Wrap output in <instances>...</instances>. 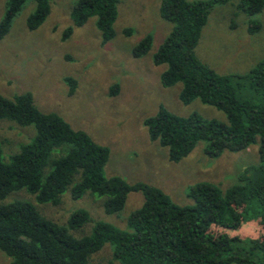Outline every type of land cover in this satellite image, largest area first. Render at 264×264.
<instances>
[{
    "label": "trees",
    "instance_id": "16d2710c",
    "mask_svg": "<svg viewBox=\"0 0 264 264\" xmlns=\"http://www.w3.org/2000/svg\"><path fill=\"white\" fill-rule=\"evenodd\" d=\"M27 1L7 0L0 40ZM33 2L35 9L26 21L29 31L43 24L50 9L49 0ZM228 2L160 0V16L172 29L152 56L155 66H166L160 75L164 88L182 84L181 103L199 100L223 112L227 122L196 114L180 117L160 106L143 124L151 141L166 148L171 163L186 158L199 142L209 159L258 144L259 163L243 169L237 184L225 190L208 182L188 187L191 203L180 206L154 186L106 177L109 150L84 132L74 131L56 114L41 113L30 93L12 99L0 95V120L35 129L33 139L21 145L8 162L2 161L0 144V251L10 258L9 264H89L105 244L112 247V259L119 264H264V58L243 74L219 75L195 55L211 8ZM118 4L119 0H78L70 13L72 27L64 30L63 39L72 28L95 18L101 45L112 40ZM263 9L264 0H241L237 5V11L247 18ZM250 23L248 32H258L259 24ZM151 45V36L142 38L132 49V57L147 55ZM66 82L71 94L76 84L71 79ZM116 90L113 87L111 93ZM21 190L37 204L53 206L66 190L73 200L89 193L104 199L106 214L120 213L131 192L140 193L143 202L128 216L125 230L93 222L85 211L73 212L59 225L29 202H4ZM251 219L257 220L259 233L242 252L236 247L238 238L229 232L238 231ZM86 227L90 228L87 234Z\"/></svg>",
    "mask_w": 264,
    "mask_h": 264
},
{
    "label": "rangeland",
    "instance_id": "374dc122",
    "mask_svg": "<svg viewBox=\"0 0 264 264\" xmlns=\"http://www.w3.org/2000/svg\"><path fill=\"white\" fill-rule=\"evenodd\" d=\"M77 1L49 0V14L34 31L26 27L27 18L35 9L33 0H28L13 18L9 33L0 40L1 96L12 99L30 93L41 113L56 114L74 131L84 132L109 150L104 166L106 177L118 176L128 184L141 182L154 186L180 206L191 203L188 187L208 182L225 190L237 184L243 169L259 163L258 144L209 159L203 154L202 142L178 163L169 162L166 148L151 141L143 124L160 106L176 116L196 114L223 123L227 122L226 115L199 100L181 103V83L170 88L161 85L160 75L166 66H155L152 56L170 33L172 24L161 18L160 0H119L114 37L104 45L95 18L82 27L72 28V33L63 39L64 30L72 27L70 13ZM240 2L229 0L223 6L211 8L195 48L196 57L219 75L243 74L264 58V9L247 18L237 11ZM6 3L7 0H0V20ZM250 22L259 24L258 32H248ZM128 31L130 35L126 34ZM146 36L152 37L149 53L133 58L132 49ZM67 79L76 84L71 94ZM113 87L117 89L114 95ZM34 136L33 126L19 127L0 120L2 161L8 162ZM24 192L12 193L4 202H29L42 216L59 225L73 212L85 211L93 222L125 230L128 216L143 202L140 193L131 192L120 213L106 214L102 207L104 199L89 193L73 200L66 190L60 203L53 206L37 204L33 196ZM90 228L83 229L84 233H89ZM258 233L254 219L246 220L238 231L229 232L230 237L238 238L236 247L242 252ZM111 248L105 244L90 257L89 264H119L112 259ZM9 263L10 258L0 251V264Z\"/></svg>",
    "mask_w": 264,
    "mask_h": 264
}]
</instances>
